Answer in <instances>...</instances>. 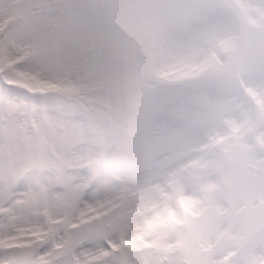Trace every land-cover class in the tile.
Wrapping results in <instances>:
<instances>
[{"label": "snow or ice", "instance_id": "1", "mask_svg": "<svg viewBox=\"0 0 264 264\" xmlns=\"http://www.w3.org/2000/svg\"><path fill=\"white\" fill-rule=\"evenodd\" d=\"M121 107L96 0H0V264H127Z\"/></svg>", "mask_w": 264, "mask_h": 264}, {"label": "rangeland", "instance_id": "2", "mask_svg": "<svg viewBox=\"0 0 264 264\" xmlns=\"http://www.w3.org/2000/svg\"><path fill=\"white\" fill-rule=\"evenodd\" d=\"M96 2L102 6L104 22L116 41L119 53L122 92L119 148L134 165L139 166L140 169L146 165L147 168L143 171L149 172L148 159L150 156H146L143 146L149 147L150 150H157L156 154L173 151V155L166 156L163 161L158 162L160 166L162 165L160 170L147 173L141 179L127 174H114V187L111 189L117 202V210L120 208L115 213L117 227L128 236L127 246L131 247L130 253L135 255L131 251H145L143 255L147 256L139 263H134L135 258L131 257L132 264H149L147 263L149 255L152 256L150 253L158 244L161 247L160 255L151 257V259L153 258V263L161 264V257L169 254L174 241V239L166 241L165 236L172 235L176 225L185 220V210L181 208L198 204L201 201L196 189H191L192 177L197 172L200 160L195 158L187 161L186 159L176 170L168 171V173L164 172V165L167 168L175 158L191 152L198 156L210 155V152L218 145L234 139L235 136L250 137L260 147L264 146V122L261 124L255 120L257 109L256 111L255 108L250 109L252 107L248 109L243 106V103L233 98L227 102H217L216 99H212L207 103L212 115L210 119H207L208 116L200 112L189 111L187 107L189 99L181 100L176 107H170L168 103L161 108L159 107L161 100H167L160 95L153 97L150 94L149 86L165 85L168 83L167 77L172 76L165 74L163 64L166 65L183 55L189 56V51L202 47L203 40L210 41L206 50L217 48L218 39L213 37V34L218 35L217 29L212 26L208 31H198L194 23L200 18L187 16L184 13V6L189 0H96ZM244 4L252 9L258 8L257 12L264 11V0H244ZM205 53L206 51L203 54ZM199 55L189 60L190 66L197 64L204 57V55L200 57ZM221 65L217 62L214 69ZM175 67H177L176 64L170 65L166 70ZM164 74L166 77H163ZM198 78L199 74H189L181 77V81L177 83L183 84L184 88L187 83L189 86ZM183 88L177 89L175 95L181 94ZM244 93L253 104L254 102L259 106L264 104V89L248 83ZM173 95L172 93L170 97H174ZM161 114L164 117L167 116L166 120L153 124L151 127L153 128L151 132H155L159 137H156L157 139H154L151 144H146L147 139L152 137L148 134L144 136L141 126L142 129L143 126L150 129L149 121ZM261 117L264 119L262 109ZM175 121L180 123L183 121L186 124L182 129L176 130L169 126V122L174 124ZM205 124L209 125L207 129L203 126ZM200 128L201 132L198 134L203 138L200 141H205L189 146L188 143L195 137L188 138L187 135ZM251 146L247 143L243 150H248ZM228 149L225 153L227 156L231 155L232 159L241 154V148L236 145L229 144ZM230 151H232L231 154ZM226 157L221 154L215 160H209L212 174L221 171V163ZM250 159H252V164H257L255 157ZM235 166V170L242 172L238 180L253 173L263 175V177L259 181L247 178L242 186L251 184L248 189L244 186V189L249 192L248 198L241 199V203H235L234 209L226 217L220 215L222 211H228L221 199L220 206L214 208L212 212L210 222L205 225L202 222V228L189 219L192 223L191 231L186 233V236L182 234L178 236V240L184 245L183 254L185 256L181 258L189 257L187 259L194 264H223L228 260L229 253L234 247L238 249L242 246V241H239L240 236L248 235L253 232L252 229H258L264 224V207L258 212H246L240 218L234 215L241 205H254L264 199V165L258 166L259 168L251 172L240 165ZM161 175L163 178H159ZM242 186H240L241 190ZM180 200L183 203L178 205ZM218 208L219 211L216 212ZM162 220L170 221L169 224L167 223L169 226L162 224L164 223ZM199 229L200 234L205 237L203 238L204 247L206 250L211 249L208 254H203L194 246L193 236ZM225 229H228L229 235L224 239L221 234ZM257 236L255 244L264 240L261 239L264 237V228L257 232ZM255 254L256 260L251 261L247 255L245 261L249 259L248 263L264 264V249H259ZM240 261L241 255L235 259L233 264H240ZM175 262L173 260L171 264Z\"/></svg>", "mask_w": 264, "mask_h": 264}, {"label": "clouds", "instance_id": "3", "mask_svg": "<svg viewBox=\"0 0 264 264\" xmlns=\"http://www.w3.org/2000/svg\"><path fill=\"white\" fill-rule=\"evenodd\" d=\"M184 13L206 20L221 38L230 41L222 65L187 89L189 111H198L219 91L235 90L241 79L264 89V13L247 7L244 0H189ZM252 250L250 242L242 250L240 264H246L245 257Z\"/></svg>", "mask_w": 264, "mask_h": 264}, {"label": "bare ground", "instance_id": "4", "mask_svg": "<svg viewBox=\"0 0 264 264\" xmlns=\"http://www.w3.org/2000/svg\"><path fill=\"white\" fill-rule=\"evenodd\" d=\"M264 12V11H263ZM224 40V39H221V41ZM199 65V63L197 64V66Z\"/></svg>", "mask_w": 264, "mask_h": 264}]
</instances>
